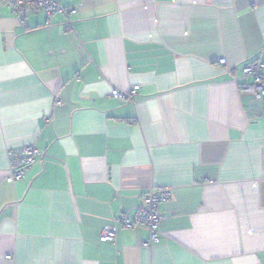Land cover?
I'll return each mask as SVG.
<instances>
[{
	"label": "crops",
	"instance_id": "obj_1",
	"mask_svg": "<svg viewBox=\"0 0 264 264\" xmlns=\"http://www.w3.org/2000/svg\"><path fill=\"white\" fill-rule=\"evenodd\" d=\"M61 4L49 27L0 8V264H264V98L241 93L264 0ZM152 189L171 199L145 248L117 220Z\"/></svg>",
	"mask_w": 264,
	"mask_h": 264
},
{
	"label": "built area",
	"instance_id": "obj_2",
	"mask_svg": "<svg viewBox=\"0 0 264 264\" xmlns=\"http://www.w3.org/2000/svg\"><path fill=\"white\" fill-rule=\"evenodd\" d=\"M0 8L10 10L21 22L35 12H43L47 16L46 26L57 15L68 16L67 11L61 4V0H0ZM220 65L226 66V60H221ZM264 63L257 61L248 64L243 69L241 93L256 99L264 98ZM139 87L131 90L114 91L112 96L122 102L132 99L139 91ZM39 151L33 146H25L9 153L10 170L7 177L8 183H15L25 178L26 172L36 163ZM171 199V194L165 189H152L144 197L141 206L132 217L122 215L117 224L123 229L131 230L144 227L149 232V239L142 246L151 248L161 240L160 234V206ZM118 226H107L101 235V243H113L116 240Z\"/></svg>",
	"mask_w": 264,
	"mask_h": 264
}]
</instances>
